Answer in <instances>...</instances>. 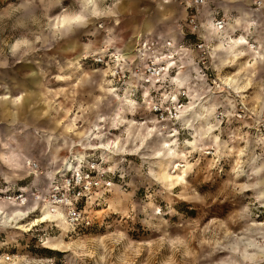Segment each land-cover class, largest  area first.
<instances>
[{
  "label": "clouds",
  "instance_id": "1",
  "mask_svg": "<svg viewBox=\"0 0 264 264\" xmlns=\"http://www.w3.org/2000/svg\"><path fill=\"white\" fill-rule=\"evenodd\" d=\"M0 264H264V0H0Z\"/></svg>",
  "mask_w": 264,
  "mask_h": 264
}]
</instances>
